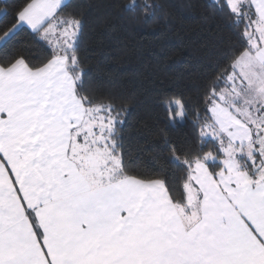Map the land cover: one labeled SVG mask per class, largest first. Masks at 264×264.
<instances>
[{
  "label": "snow or ice",
  "instance_id": "obj_1",
  "mask_svg": "<svg viewBox=\"0 0 264 264\" xmlns=\"http://www.w3.org/2000/svg\"><path fill=\"white\" fill-rule=\"evenodd\" d=\"M86 7L0 0V264H264V0L202 5L215 63L193 97L161 101L166 129L145 125L175 170L132 143L133 97L88 79ZM107 8L166 14L163 0ZM24 31L40 49L17 47Z\"/></svg>",
  "mask_w": 264,
  "mask_h": 264
},
{
  "label": "trees",
  "instance_id": "obj_2",
  "mask_svg": "<svg viewBox=\"0 0 264 264\" xmlns=\"http://www.w3.org/2000/svg\"><path fill=\"white\" fill-rule=\"evenodd\" d=\"M12 2L22 6L25 0ZM73 2L89 5L85 8L88 22L80 43L88 79L101 95L118 92L133 97L127 115L132 143L138 141L144 146L142 158L148 169L175 170L166 152L161 157L154 156L153 146L163 141L158 134L146 138L145 125L166 129L167 112L161 101L181 94L193 97L211 71L215 56L204 40L202 5L212 0H163L166 14L158 13L147 22L142 15L132 21L128 19L131 13L109 14L107 0ZM124 2L131 4L133 0ZM193 3L198 6L190 7ZM17 40L19 48H41L37 38L27 31L21 32ZM190 131V127L169 129L173 136Z\"/></svg>",
  "mask_w": 264,
  "mask_h": 264
}]
</instances>
